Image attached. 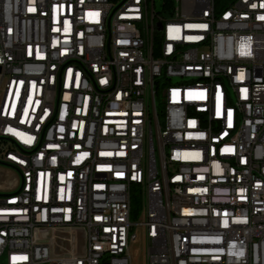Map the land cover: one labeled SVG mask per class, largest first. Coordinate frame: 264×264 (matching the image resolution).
Segmentation results:
<instances>
[{
	"label": "built area",
	"instance_id": "1",
	"mask_svg": "<svg viewBox=\"0 0 264 264\" xmlns=\"http://www.w3.org/2000/svg\"><path fill=\"white\" fill-rule=\"evenodd\" d=\"M176 1L0 0V264H264V0Z\"/></svg>",
	"mask_w": 264,
	"mask_h": 264
},
{
	"label": "rangeland",
	"instance_id": "2",
	"mask_svg": "<svg viewBox=\"0 0 264 264\" xmlns=\"http://www.w3.org/2000/svg\"><path fill=\"white\" fill-rule=\"evenodd\" d=\"M154 7L155 9H159L160 8V0H154ZM176 8H178V10H180V1H176ZM175 79V78H173ZM16 176V173L14 171V169H12L9 166L0 164V185L3 187H0V189H5L7 188L6 186L2 185V184H7L8 181L13 180ZM139 236V234H138ZM138 243L133 245L132 248V252H133V256L135 258V260H137V256H141L142 254V245L139 241H137Z\"/></svg>",
	"mask_w": 264,
	"mask_h": 264
},
{
	"label": "trees",
	"instance_id": "3",
	"mask_svg": "<svg viewBox=\"0 0 264 264\" xmlns=\"http://www.w3.org/2000/svg\"><path fill=\"white\" fill-rule=\"evenodd\" d=\"M227 0H215V7H220L222 4L226 3ZM227 4V3H226ZM174 8V0H160V8L157 10L158 13L167 14L171 13ZM139 208L138 198L134 196L131 198V210L133 215Z\"/></svg>",
	"mask_w": 264,
	"mask_h": 264
},
{
	"label": "crops",
	"instance_id": "4",
	"mask_svg": "<svg viewBox=\"0 0 264 264\" xmlns=\"http://www.w3.org/2000/svg\"><path fill=\"white\" fill-rule=\"evenodd\" d=\"M15 179H16V176H15ZM12 183H13L12 180L11 181L9 180L7 184H2V185L8 187V186H11ZM0 187H3V186L0 185Z\"/></svg>",
	"mask_w": 264,
	"mask_h": 264
},
{
	"label": "snow or ice",
	"instance_id": "5",
	"mask_svg": "<svg viewBox=\"0 0 264 264\" xmlns=\"http://www.w3.org/2000/svg\"><path fill=\"white\" fill-rule=\"evenodd\" d=\"M261 18H264V17H261ZM242 47H243V45H242ZM84 155H87V154L85 153ZM97 187H102V185H98ZM37 198H39V197H37ZM97 219H100V218L97 217ZM240 254H242V251L237 253V255H240Z\"/></svg>",
	"mask_w": 264,
	"mask_h": 264
},
{
	"label": "water",
	"instance_id": "6",
	"mask_svg": "<svg viewBox=\"0 0 264 264\" xmlns=\"http://www.w3.org/2000/svg\"><path fill=\"white\" fill-rule=\"evenodd\" d=\"M158 26H160V24H158Z\"/></svg>",
	"mask_w": 264,
	"mask_h": 264
}]
</instances>
